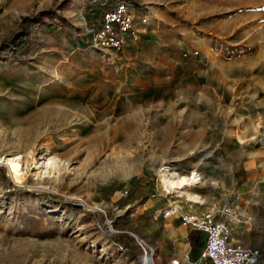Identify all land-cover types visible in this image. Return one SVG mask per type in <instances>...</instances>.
Instances as JSON below:
<instances>
[{
	"label": "rangeland",
	"instance_id": "1",
	"mask_svg": "<svg viewBox=\"0 0 264 264\" xmlns=\"http://www.w3.org/2000/svg\"><path fill=\"white\" fill-rule=\"evenodd\" d=\"M128 1L133 26L102 35L100 3L118 0H0V264H141L133 235L153 264H210L204 234L162 211L234 204L231 238L264 264V0ZM44 9L68 25L40 26L14 57L8 36ZM129 118L133 136L119 128ZM167 169L203 179L171 188ZM209 186L206 207L197 189Z\"/></svg>",
	"mask_w": 264,
	"mask_h": 264
},
{
	"label": "built area",
	"instance_id": "2",
	"mask_svg": "<svg viewBox=\"0 0 264 264\" xmlns=\"http://www.w3.org/2000/svg\"><path fill=\"white\" fill-rule=\"evenodd\" d=\"M119 26L120 33H126L133 26V13L123 2H119L113 9L104 10L102 14V35H113L114 26ZM189 184L198 185L203 179L199 171L190 172ZM177 213L179 222L184 227L203 233L205 243L201 250V257L211 264H255L257 251L247 248L244 244L234 242L231 238L232 223L239 220L241 208L238 204L221 208L210 207L202 213L178 212L177 207L169 205L162 211L163 217H169ZM230 216L231 218H222ZM136 243L144 248L147 244L138 236ZM122 248V247H121ZM170 264H179L178 260L172 259Z\"/></svg>",
	"mask_w": 264,
	"mask_h": 264
},
{
	"label": "trees",
	"instance_id": "3",
	"mask_svg": "<svg viewBox=\"0 0 264 264\" xmlns=\"http://www.w3.org/2000/svg\"><path fill=\"white\" fill-rule=\"evenodd\" d=\"M72 0H62V2L59 4V10L64 9L68 3ZM96 1V0H95ZM119 2H125L128 3L129 1L126 0H118ZM92 6V5H91ZM104 8L103 10H110L113 8V6L105 5L103 3L102 5ZM102 9V8H100ZM23 25L27 26V30L25 32L23 31H17L10 36H8L7 41L15 43L17 48L14 51V57H21L25 56L26 53H28L33 46L35 45L36 42V31L40 26L42 25H47L49 28H63L64 26L68 25L69 21L66 17L63 15L59 14L57 10L55 9H44L39 12H37L33 16H24L22 18ZM25 41V39H27ZM0 169L2 167L0 166ZM12 193H17L20 192V190H12L10 191ZM196 237H197V232L195 231H189L187 234V239L188 242L190 243V246L192 248H195L197 246L196 243Z\"/></svg>",
	"mask_w": 264,
	"mask_h": 264
},
{
	"label": "bare ground",
	"instance_id": "4",
	"mask_svg": "<svg viewBox=\"0 0 264 264\" xmlns=\"http://www.w3.org/2000/svg\"><path fill=\"white\" fill-rule=\"evenodd\" d=\"M154 94L156 95V92H154ZM155 95H153L152 97H154ZM36 111L37 112H40V109L38 110V108H37ZM133 123L134 122H132V119H130V118L129 119H126V120H120V126H119V128L132 130V127H134V125H135ZM161 128L164 130V127L163 126ZM135 133H137V131L136 132L133 131V135H135ZM5 166L7 167V171L9 173L10 177H11L12 182L14 184H21L22 183V173H21V168H20L19 161H15L13 159H7L5 161ZM166 171H165L166 172L165 173V177L162 180V182L165 185L170 186L171 188H179V189H181L183 186H185V185H187V184L190 183V181H189V178H190L189 175L188 176L187 175H179L178 172H171L168 169ZM39 186L42 187L41 185H39ZM80 202H82L84 206H86V207L88 206L83 200H81ZM153 262H154L153 255L150 254V253H146L143 256V259L141 261V264H153Z\"/></svg>",
	"mask_w": 264,
	"mask_h": 264
},
{
	"label": "crops",
	"instance_id": "5",
	"mask_svg": "<svg viewBox=\"0 0 264 264\" xmlns=\"http://www.w3.org/2000/svg\"><path fill=\"white\" fill-rule=\"evenodd\" d=\"M104 2H101L100 4H103ZM137 78L139 79V81H140V83H138V84H136L137 82H139L138 80H137ZM146 82H145V80L144 79H142V78H140V77H138V76H136L135 77V79H134V85H135V88L137 87V86H141V85H144ZM148 94L149 95H147V99H150L151 101L154 99V97L156 98V97H159V93H156V95L154 96V97H152L153 95H154V93H153V91H150L149 90V92H148ZM145 97H146V95H144ZM152 97V98H151ZM131 104H132V102H131ZM133 122V121H132ZM133 124H135L136 126H137V122H134ZM168 124H169V121H168V123L166 124L167 125V127L166 126H163L164 127V130H167L168 129ZM132 135H133V129H132ZM241 151L239 150V149H236V148H234L233 150H232V152H231V154H230V157H229V162H234L235 160H236V158L238 157V155L239 154H241L240 153ZM237 156V157H236ZM228 162V163H229ZM248 162V161H247ZM209 183L210 184H212V181L210 180L209 181ZM231 185H233V187H230L231 189H229V192L226 194V196L225 197H229V196H231L232 194H231V192H232V190H233V188H234V184L232 183ZM230 185V186H231ZM226 188L228 189L229 188V186H227L226 185ZM235 190V189H234ZM197 191H198V193H197V195H199L200 196V200L202 201V202H205L206 203V207L207 206H209V205H211L212 204V202H214L215 200H214V195H215V193H214V189L212 188V187H208V188H198L197 189ZM218 195V197L219 196H221V198H223L224 197V192H221L220 194L219 193H217ZM233 195H235V194H233ZM216 198V200H220L219 198ZM184 212H192V211H189L190 209L189 208H184ZM192 213H202V212H192ZM191 247V246H190ZM192 248V247H191ZM196 248V247H195ZM205 260H207V259H205ZM209 263L211 264V262L209 261Z\"/></svg>",
	"mask_w": 264,
	"mask_h": 264
}]
</instances>
